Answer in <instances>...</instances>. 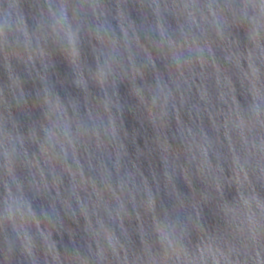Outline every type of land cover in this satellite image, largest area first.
Returning a JSON list of instances; mask_svg holds the SVG:
<instances>
[{
    "label": "water",
    "instance_id": "1",
    "mask_svg": "<svg viewBox=\"0 0 264 264\" xmlns=\"http://www.w3.org/2000/svg\"><path fill=\"white\" fill-rule=\"evenodd\" d=\"M0 264H264V0H0Z\"/></svg>",
    "mask_w": 264,
    "mask_h": 264
}]
</instances>
